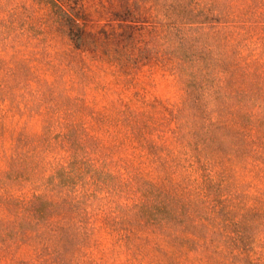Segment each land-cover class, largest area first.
Instances as JSON below:
<instances>
[{
    "label": "rangeland",
    "instance_id": "1",
    "mask_svg": "<svg viewBox=\"0 0 264 264\" xmlns=\"http://www.w3.org/2000/svg\"><path fill=\"white\" fill-rule=\"evenodd\" d=\"M161 1L58 0L61 8L79 19L85 36L76 42L51 0H0V264H233L210 256L209 250L188 251L181 241L162 234H141L136 227L134 232L141 235L135 234L128 247L106 227L102 210L106 211L105 199L110 198L123 207L125 220L134 221L126 206L136 198L126 192L112 195L111 185L102 186L93 199L99 202L79 221L53 216L32 229L16 226L15 209L9 211L12 205L6 200L44 196L59 212L62 186L57 173L63 167L75 172L77 162L91 161L98 168L99 181L104 178L102 171L124 175L122 169L128 168L157 182L164 170L142 149L134 128L146 127L148 139L183 160L195 153L187 149L184 139L189 137L181 136L191 128L201 132L208 123L213 124L217 142L225 135L206 148V174L214 180L207 187L220 202L223 220H240L248 226L246 236L255 240L250 259L264 264V135L245 127L238 117L244 108L264 124V106L242 105L236 94L226 99L231 91L241 90L242 77L224 79L216 74L222 83L216 80L214 87L223 98L206 103L205 112L184 108L186 87L173 70L178 57L161 40L157 13ZM250 4L257 13L264 12V0ZM233 11L234 19L237 7ZM259 26L234 30L231 44L240 52L234 60L254 63L260 74L242 80L264 77V26ZM215 28L222 32L221 26ZM216 47L220 58V39ZM178 111L182 113L174 121ZM68 120L82 132L75 138L74 158L70 146L55 138L59 131L49 137L44 129ZM84 173L89 177L90 169L86 167ZM190 183L187 186L192 188L199 185ZM195 192L201 196L198 189Z\"/></svg>",
    "mask_w": 264,
    "mask_h": 264
},
{
    "label": "trees",
    "instance_id": "2",
    "mask_svg": "<svg viewBox=\"0 0 264 264\" xmlns=\"http://www.w3.org/2000/svg\"><path fill=\"white\" fill-rule=\"evenodd\" d=\"M57 8L62 11V20L66 23L70 37L76 42L82 41L85 33L79 26V19L75 15L61 8L58 0H51ZM218 0H162L158 5L157 13L160 18L161 40L170 54L177 56L178 61L174 72L183 80L186 87V110L205 112V104L211 100L222 99L216 89L219 74L224 79L228 76L248 77L260 76L252 62L234 60L239 57L236 46L231 44L236 32L234 30L244 29L251 31L264 26V12H256L252 0L222 1ZM248 2V5L245 3ZM237 7L238 15L233 11ZM240 7L242 8L240 11ZM245 11V12H244ZM244 12V13H243ZM247 17V18H245ZM217 26L222 27L218 33ZM249 33V32H248ZM242 40L244 36L237 33ZM248 40L253 39L247 35ZM222 44L221 57L216 47L217 40ZM244 41V39H243ZM121 53V52H119ZM188 55V56H186ZM1 66V65H0ZM3 70V69H2ZM264 71V69H263ZM5 73L8 70L5 69ZM241 90L231 91L225 98L236 94L239 102L244 105L251 102L258 107L264 106V77L261 80H242ZM218 80V83L216 82ZM216 84V87L214 85ZM3 87V86H2ZM4 88V87H3ZM259 95L260 97H258ZM222 97V98H220ZM182 112H176L174 121ZM126 114V112H123ZM196 114L193 117H196ZM64 115L69 118V115ZM233 116V113H231ZM244 122L245 127L252 126L264 135V124L255 114L246 113L244 108L238 116ZM83 126V125H81ZM212 123L202 126L201 132L191 128L181 138L187 143V149H193L192 158L177 160L178 155L171 152L168 147L158 145L154 140L148 139L150 135L145 130L134 128L135 136L141 142L140 145L147 155L164 170V177L154 182L139 170L122 169L124 175L113 174L109 170L100 172L104 178L97 179L98 168L91 161L75 163V172L69 168H62L57 173V179L62 186V201L57 205L47 200L44 196H35L32 200L11 198L8 203L12 205L8 210L15 209L12 214L16 226L20 229H32L40 222L46 223L53 220V216L62 221H79L84 215L89 214L94 203L102 190V186H108L112 195L126 194L136 198L131 206H126L135 220L127 221L122 215L123 207L115 204L110 198L104 205L107 207L105 213V225L109 230L117 232L122 240H126L128 247H131V238L136 234H148L167 236L171 240L182 242V247L188 251L198 252L204 249L210 256L221 257L222 262L233 264L243 261L246 264H262L251 261L250 253H254L255 240L252 236H246L248 226L240 220L235 219L226 222L223 220V211L220 202L214 200L212 190L207 187L208 182H214L213 175H207L208 161L204 159L207 146L216 145L224 138L221 134L217 142L216 134L212 130ZM45 133L51 137L55 135L68 144L72 154L77 147L76 136L82 135L78 124L68 122L60 125H48ZM206 149V150H205ZM183 154L185 152H182ZM181 154V153H180ZM74 157H77L73 156ZM190 161H194L192 164ZM90 169V176L86 177L85 168ZM209 174V173H208ZM194 177L192 178V176ZM192 180V181H191ZM201 180V181H200ZM199 183L194 188L187 186V183ZM56 182V181H55ZM190 183V184H191ZM50 185L57 188L58 184ZM195 189L199 190L197 195ZM5 197V196H3ZM93 201H89V200ZM114 199V198H112ZM108 211V212H107ZM202 215H206L204 218ZM211 221V222H210ZM209 223L214 224L212 227ZM138 228L139 233L134 232ZM212 228L213 230H211ZM239 229V230H236ZM10 237H13L11 234ZM140 242L144 238L136 239ZM221 247V251L218 248ZM227 249L226 251H224ZM218 258H216L218 260Z\"/></svg>",
    "mask_w": 264,
    "mask_h": 264
}]
</instances>
